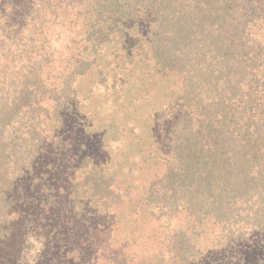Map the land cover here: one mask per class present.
Wrapping results in <instances>:
<instances>
[{
	"label": "trees",
	"instance_id": "16d2710c",
	"mask_svg": "<svg viewBox=\"0 0 264 264\" xmlns=\"http://www.w3.org/2000/svg\"><path fill=\"white\" fill-rule=\"evenodd\" d=\"M68 22L82 35L69 37ZM157 83L163 107L132 111ZM99 88L126 102L103 133L83 107ZM128 118L139 126L128 124V170L154 167L133 224L160 230L158 251L131 264H248L256 253L264 264V0H0V241L52 206L66 125L101 156L79 147L69 165L76 217L89 224L126 202L101 144L119 142Z\"/></svg>",
	"mask_w": 264,
	"mask_h": 264
},
{
	"label": "rangeland",
	"instance_id": "374dc122",
	"mask_svg": "<svg viewBox=\"0 0 264 264\" xmlns=\"http://www.w3.org/2000/svg\"><path fill=\"white\" fill-rule=\"evenodd\" d=\"M65 16L67 15L65 14ZM63 29L69 37L82 35V30L76 26H70L69 22ZM108 53H102L103 58L99 59L102 65L109 62L111 57L106 55ZM96 81L97 78L92 75L80 81L79 95L83 99L89 100V92ZM103 91L102 88H99L96 95L91 97L92 100L89 103L85 101L83 105L85 112L93 110L92 112L95 114L93 125L100 133L108 132L107 126L110 128L117 126L114 121L117 116L106 115L112 113L114 109L116 110L118 105L122 106L123 103H126L121 98L122 94H119L118 101L116 96L103 95ZM136 93L137 95L141 94L138 90ZM138 97L141 98L142 94ZM145 99L146 97L142 98L141 102L134 103L131 106L132 111L134 108L140 111L162 108L166 103L165 95H162V85L157 83L152 86L149 101ZM127 115L129 112L125 113V116ZM125 121L127 123L125 133L120 137L119 142H112L108 139L101 145H104L102 147H106V150L111 153L109 160L113 158L117 163H120V166L113 167L114 162L113 164L111 162L107 164V167L110 169L112 166L119 170L117 175L119 184L123 187H130V192H128L130 200L128 199L109 213L98 212L90 218L86 216L89 219V224L76 217V212L67 201V189L72 181L68 179L72 173L68 169L69 165L74 162V154L80 149L79 147L83 151L89 152L98 161L101 156L96 150L97 146L89 143L86 132L84 133L77 127L76 134H69L74 127L66 125L67 130L62 131L60 143H57V147L60 148V151L62 150L63 167L54 182L55 191L52 206L44 212V218L19 217L17 219L18 225L15 223L18 230L11 232L15 235H12L9 240L0 241V264H123L124 262L131 264V260L136 258L133 255L137 254L139 257L146 258L158 251V245L150 238L153 233H160L157 224L150 221L143 223L140 227H135L133 224V219L136 217L132 216L130 204L133 205L143 195L153 175L154 167L153 170L150 166L142 168L138 174H134V168L133 171L128 170L132 167V163H137L136 160L130 161L132 152L130 147L135 141L128 124L136 125V128L139 126L134 123L136 120L128 118ZM145 124L149 123L144 119L138 123L143 128ZM62 143L64 148L63 145L61 146ZM136 166L139 169L140 165ZM132 172L134 177L130 174ZM137 236L138 239L133 240V237ZM255 257L258 258L259 255L257 253L255 256L250 255L248 264H256Z\"/></svg>",
	"mask_w": 264,
	"mask_h": 264
}]
</instances>
